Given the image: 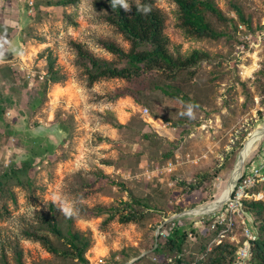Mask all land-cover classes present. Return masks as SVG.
<instances>
[{
    "label": "rangeland",
    "instance_id": "1",
    "mask_svg": "<svg viewBox=\"0 0 264 264\" xmlns=\"http://www.w3.org/2000/svg\"><path fill=\"white\" fill-rule=\"evenodd\" d=\"M56 1L0 0V264H19L20 259L24 264H76L25 234L39 227V218L50 214L53 205L73 214L76 229L91 239L90 264H176L179 255L193 262L216 237L200 222L211 221L220 206L216 202L240 167L250 163L259 142L248 157L247 145L264 128L259 31L245 27L238 33L240 41L188 37L180 28L176 3L157 0L167 17L171 53L186 58L199 50L211 59L174 82L186 100L170 99L157 89L166 81L154 74L136 83L138 100L113 101L112 93L126 82L90 84L75 44L111 60L101 41L113 40L125 49L129 43L107 22L100 0L67 7ZM121 1L129 7L137 0ZM214 1L235 18L233 6L239 5L254 29L263 26L264 0ZM51 63L64 81L46 85ZM188 105L192 115L181 116ZM145 108L154 121L143 114ZM28 160L20 179L4 178ZM188 183H197L196 190L190 192ZM134 198L150 208L135 205ZM126 202L144 212L141 222L121 223L98 213ZM173 225L195 234L186 239L183 254L156 249L158 238ZM228 237L241 241L242 228Z\"/></svg>",
    "mask_w": 264,
    "mask_h": 264
},
{
    "label": "trees",
    "instance_id": "2",
    "mask_svg": "<svg viewBox=\"0 0 264 264\" xmlns=\"http://www.w3.org/2000/svg\"><path fill=\"white\" fill-rule=\"evenodd\" d=\"M173 1L179 9L180 28L188 37L216 41L221 39L240 41L241 38L238 37V33L241 32L239 30L240 25L246 27L247 32L257 33L259 31L261 34L264 30V25L254 29L252 18L246 16L239 5L233 6L237 15V18H235L227 15L214 0ZM78 2L79 0H58L53 4L67 7ZM98 5L106 10L108 13L107 22L123 35L129 43V48L125 49L113 40L101 41L102 47L114 57L107 60L96 57L83 45L75 44L78 57L90 84H94L101 79L123 80L126 85L114 91L110 99L115 101L119 98L131 96L138 100L134 93L136 83L147 76L159 74L165 78L166 82L156 85L157 89L161 90L170 99L186 100V96L183 95L179 87L174 85V82L178 81L187 72L193 75L195 72L193 69L198 67L201 62L210 60V55L199 50L193 51L186 58L175 57L171 53V41L165 33L167 17L158 7L157 0H137L126 9L121 0H100ZM214 20L223 24L225 29H218ZM243 31L245 32V29ZM4 36L9 38L7 35ZM47 75L49 77L45 82L46 85L48 82L60 83L64 81V76L54 68L53 63L49 65ZM257 75L258 79L264 78V69H261ZM2 104L1 98L0 112L3 110ZM29 165L30 160L22 162L20 167H15L16 170L11 168L10 171H6L4 178L15 176L20 179L19 175L24 173ZM185 185L189 187L190 192L196 190L198 186L197 183ZM255 190L264 192V184L256 187ZM133 201L135 205L150 208L142 199L134 198ZM134 204L126 202L123 208H99L98 213L109 214L110 220L118 217L121 223H139L145 215L143 211L134 207ZM245 210L252 216L255 227L259 232V239L253 246L250 264H264V201L246 200ZM182 211L183 209L179 208V212ZM206 224L213 230L216 237L212 245L204 247L202 255L196 260L202 257L199 264H234L244 237L239 243L232 241L229 237L218 243L221 232L227 226L216 224L213 227V219L208 223L203 222L201 226L204 227ZM238 226L242 228V224L236 222L231 231ZM25 234L27 237L41 243L53 255L72 260L76 264H90L86 254L91 247V239L85 233L76 229L73 214L61 213L54 205L50 214L42 215L39 218V227L25 231ZM54 236L56 240L52 239ZM189 237L194 238L195 234L185 233L182 228L173 225L169 233L158 238L156 249L159 250L164 246L165 250L170 253L183 254L184 244ZM193 262L182 257V255H179L176 259V264H192ZM18 263L24 264L21 259L18 260Z\"/></svg>",
    "mask_w": 264,
    "mask_h": 264
},
{
    "label": "built area",
    "instance_id": "3",
    "mask_svg": "<svg viewBox=\"0 0 264 264\" xmlns=\"http://www.w3.org/2000/svg\"><path fill=\"white\" fill-rule=\"evenodd\" d=\"M34 2H30V6H33ZM32 11V9H30ZM31 13V12H30ZM264 25V23H263ZM240 31L244 30V26H239ZM264 44V30L259 34V45ZM1 60V57H0ZM43 80L45 75L40 76ZM145 116L149 121H154L147 108L144 109ZM259 145L256 148L254 155L250 159V163L242 169L241 175L236 182V185L229 197V199L213 212L212 219L214 220L213 227L216 224L226 225L220 236L218 243H221L223 239L228 238V232L231 231L236 222L242 224V236L244 241L239 247L234 264H250L253 246L259 239L258 229L255 227L252 216L245 210V201H264V192L256 191L255 188L264 184V134L258 141ZM173 163H168V168L172 169ZM219 210V211H218ZM203 224V222H200ZM190 236H192L190 234ZM234 241L233 238H231ZM240 241H238L239 243ZM202 257L193 262L192 264H199Z\"/></svg>",
    "mask_w": 264,
    "mask_h": 264
},
{
    "label": "bare ground",
    "instance_id": "4",
    "mask_svg": "<svg viewBox=\"0 0 264 264\" xmlns=\"http://www.w3.org/2000/svg\"><path fill=\"white\" fill-rule=\"evenodd\" d=\"M263 134H264V128L263 129H261L260 131H258V133L255 135V140L253 141V143L252 144H248L247 145V148H246V152L248 151V154H247V157L250 155V153L252 152V150H253V148H254V146L256 145V143L261 139V137L263 136ZM250 148V149H249ZM249 149V150H248ZM245 151H244V153H245ZM243 156V155H242ZM247 157H246V159H247ZM242 161H243V159H242ZM242 164V163H241ZM242 166L240 167V169H239V171L238 172H236V174H235V176H234V178H233V182H232V185H231V187L229 188V190L227 191V192H225V194L223 195V196H219L220 197V199L216 202V204L215 205H222V204H224V202H226L228 199H229V197H230V195H231V193H232V191H233V189H234V187H235V185H236V182H237V180L239 179V177H240V175H241V172H242ZM214 205V206H215ZM213 206V207H214ZM218 208V207H217ZM205 213V212H204ZM213 213V212H212ZM197 214H201V212L199 211V212H197L196 213V215ZM210 214V213H209ZM206 215V214H205Z\"/></svg>",
    "mask_w": 264,
    "mask_h": 264
},
{
    "label": "clouds",
    "instance_id": "5",
    "mask_svg": "<svg viewBox=\"0 0 264 264\" xmlns=\"http://www.w3.org/2000/svg\"><path fill=\"white\" fill-rule=\"evenodd\" d=\"M125 9L127 8V5H124ZM181 116L183 115H188V116H191L192 115V111H191V105H188V110L187 112H182V113H179Z\"/></svg>",
    "mask_w": 264,
    "mask_h": 264
},
{
    "label": "crops",
    "instance_id": "6",
    "mask_svg": "<svg viewBox=\"0 0 264 264\" xmlns=\"http://www.w3.org/2000/svg\"><path fill=\"white\" fill-rule=\"evenodd\" d=\"M12 39V38H11ZM10 41V40H9ZM8 41V42H9ZM8 42H7V46H8ZM0 56L2 57V50H1V46H0ZM194 214V213H193ZM207 215V214H206ZM203 216V215H202Z\"/></svg>",
    "mask_w": 264,
    "mask_h": 264
},
{
    "label": "water",
    "instance_id": "7",
    "mask_svg": "<svg viewBox=\"0 0 264 264\" xmlns=\"http://www.w3.org/2000/svg\"><path fill=\"white\" fill-rule=\"evenodd\" d=\"M244 162H245V159L243 160ZM243 167V166H242ZM243 169V168H242ZM225 203V202H224ZM223 205V204H222ZM222 205H220L219 207H218V209L222 206ZM189 214H193V211H191ZM129 264H131V263H129Z\"/></svg>",
    "mask_w": 264,
    "mask_h": 264
}]
</instances>
